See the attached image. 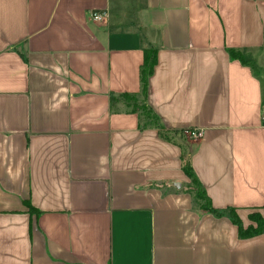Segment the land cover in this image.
<instances>
[{
	"label": "crops",
	"instance_id": "0c3cea01",
	"mask_svg": "<svg viewBox=\"0 0 264 264\" xmlns=\"http://www.w3.org/2000/svg\"><path fill=\"white\" fill-rule=\"evenodd\" d=\"M263 114L264 0H0V264H264Z\"/></svg>",
	"mask_w": 264,
	"mask_h": 264
},
{
	"label": "trees",
	"instance_id": "16d2710c",
	"mask_svg": "<svg viewBox=\"0 0 264 264\" xmlns=\"http://www.w3.org/2000/svg\"><path fill=\"white\" fill-rule=\"evenodd\" d=\"M231 55L241 59L242 61L246 62L245 55L238 50H231ZM157 64V50L155 48H147L145 49V56L144 61L141 66V83H142V90L140 94L136 93H123L118 96H113L111 99V109L113 111H120V110H126V111H132V112H138L141 115V125L144 127H158L160 128V120L159 117L155 114V112L148 106V109L145 110L140 105L139 97H143V100L146 102V95H147V89H148V83L150 77L153 75L155 66ZM119 97V100L116 98ZM147 103V102H146ZM148 105V104H147ZM149 114V115H148ZM148 115V116H146ZM144 117L148 119H154V120H143ZM147 121V122H144ZM183 168L186 172V174L191 178H195L196 181L199 183L201 188L203 189L201 183L199 182L198 178L196 177L191 165L189 163H184ZM192 193L193 190L189 189ZM203 194H194L196 200H203L204 197H206V203L198 202L199 206L204 211L213 212L217 215H221L222 213L216 210L209 197L206 195L205 191L203 190ZM229 210H232L228 212L226 210L227 214L232 218V220L235 222V224L239 227V234L241 237H251L255 235H259L261 233H264V216H261V219L257 221L256 225H249L247 228H244L241 222V218L236 214V210L234 208H230Z\"/></svg>",
	"mask_w": 264,
	"mask_h": 264
},
{
	"label": "rangeland",
	"instance_id": "374dc122",
	"mask_svg": "<svg viewBox=\"0 0 264 264\" xmlns=\"http://www.w3.org/2000/svg\"><path fill=\"white\" fill-rule=\"evenodd\" d=\"M117 100H119V97L116 98ZM139 100L141 101L140 102V105L142 108H144L145 110L148 109V105L147 103L145 102V100H143V97H139ZM149 115V114H148ZM146 115V116H148ZM143 120H154L153 118L152 119H148L146 117L143 116ZM144 122H147V121H144ZM191 140V139H189ZM186 164L188 162H185ZM191 182H190V188L193 190V193L196 194H203V189L201 188V186L199 185V183L196 181L195 178H190ZM196 192V193H195ZM197 202H203V203H206V197L203 198V200H197ZM232 210H228V212H230ZM236 214L239 216V214L237 213V211H235ZM261 216H262V213L258 210H251L250 213H249V218H250V222L249 225L253 224V225H256L257 224V221L261 219ZM240 217V216H239ZM241 222H242V225L244 228H247L249 225H245L241 219Z\"/></svg>",
	"mask_w": 264,
	"mask_h": 264
},
{
	"label": "built area",
	"instance_id": "2783aa9c",
	"mask_svg": "<svg viewBox=\"0 0 264 264\" xmlns=\"http://www.w3.org/2000/svg\"><path fill=\"white\" fill-rule=\"evenodd\" d=\"M93 18L96 19V20H101L103 18V12L97 10V11H94L93 12ZM263 120H264V114H263ZM186 133H188V135L190 137H193V138H198L200 136H202V130H197V129H189V130H186Z\"/></svg>",
	"mask_w": 264,
	"mask_h": 264
}]
</instances>
